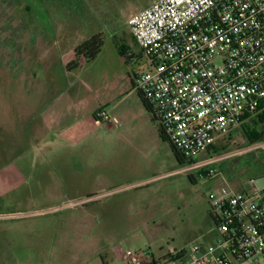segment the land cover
<instances>
[{"label":"rangeland","instance_id":"374dc122","mask_svg":"<svg viewBox=\"0 0 264 264\" xmlns=\"http://www.w3.org/2000/svg\"><path fill=\"white\" fill-rule=\"evenodd\" d=\"M75 1L68 13L58 9L65 32L95 27L104 43L95 60L66 71L54 43L64 32L36 35L52 9L0 0V264H120L125 247L148 246L157 257L167 244L210 240L216 184L198 171L164 174L178 165L174 153L127 76L145 60L126 55L138 50L126 16L154 0ZM101 93L106 103L93 107ZM57 98L72 112L49 126L42 110ZM214 147L209 158L226 176L227 168L248 189L250 177L264 183V139L248 144L237 127ZM240 158L247 167H237Z\"/></svg>","mask_w":264,"mask_h":264},{"label":"built area","instance_id":"2783aa9c","mask_svg":"<svg viewBox=\"0 0 264 264\" xmlns=\"http://www.w3.org/2000/svg\"><path fill=\"white\" fill-rule=\"evenodd\" d=\"M126 25L145 60L133 88L183 158L197 159L179 171H198L216 187L207 195L210 240L167 244L157 257L148 246L125 247L120 264L264 263V183L230 181L206 157L264 105V0H154L129 12Z\"/></svg>","mask_w":264,"mask_h":264},{"label":"crops","instance_id":"0c3cea01","mask_svg":"<svg viewBox=\"0 0 264 264\" xmlns=\"http://www.w3.org/2000/svg\"><path fill=\"white\" fill-rule=\"evenodd\" d=\"M22 1H23V3L25 2L28 5L31 2V0H22ZM38 1L40 2L39 4L41 5L42 8L52 9V11H47V13H46L47 17H43V18H46L47 20L40 19L39 21L36 22V24H37V28H36L37 38L40 40H43L45 35L47 33H49L50 31H54V29H58V30L60 29V31L64 32V39H62L61 41L54 40V43H55V47H56V50L58 53L57 55H62V56H60V59H59L60 66L64 67V69L66 70V68H65L66 62L74 57V52H73L74 47L77 44H79L80 42H82L83 40L87 39L92 34L97 33V32H101V31L97 30L94 27L92 29V31L85 32V31L80 30V32L77 34L73 33V34L69 35L68 32H65L67 30V28L62 26V25L68 24L69 22L64 19L65 18L63 16L64 11H62V10L58 11V9H67V13H68L70 9L76 7V1L75 0H38ZM45 25H47V27ZM46 30H48L47 33L45 32ZM132 39L134 40L133 37H132ZM64 40H66V41L64 42ZM134 42H135V40H134ZM44 45H45L44 42L40 43V46H42L44 51L48 50V48L45 47ZM137 47H138V45H137ZM97 56H96V58H97ZM130 57H129L130 58L129 60L130 61L133 60L132 61L133 64H134V62L139 61L140 59H144V57L142 56V54L140 52L139 47H138V50L136 52H134V54L131 53ZM96 58H94L93 60H95ZM93 60H90V61L92 62ZM90 61H85V62H90ZM80 66H81V63L78 67H80ZM77 68H75V69H77ZM138 70H140V69H138ZM137 71H132V72L127 74L130 86L132 88H133L134 74ZM101 94L103 95V97L98 96L93 107H100L103 105V103H106V100H107L106 94H103V93H101ZM54 101H55V103H53L51 105L49 103L42 110L43 119H45L44 122H46V124L49 126H54V123H55L58 115L61 116L62 114H65L66 111H67V113L72 112V111L68 112L70 110L72 104H73L68 98H64L61 101L59 100V98H57ZM172 172H180V171L178 168H174L173 170H171L169 172H165L164 174L172 173ZM160 175H157V176H160ZM153 177H156V176H153ZM107 192H110V191H105L104 193H107ZM92 197H95V196H91L90 198H92ZM55 208H59V206L56 205V206L50 207L48 209L30 210V211L20 212V213H16V214L13 213V214H9V215L29 214V213L39 212V211H43V210H50V209H55Z\"/></svg>","mask_w":264,"mask_h":264},{"label":"trees","instance_id":"16d2710c","mask_svg":"<svg viewBox=\"0 0 264 264\" xmlns=\"http://www.w3.org/2000/svg\"><path fill=\"white\" fill-rule=\"evenodd\" d=\"M103 35L101 32H97L89 36L87 39L83 40L79 44H77L74 47V57L70 60H68L65 64V68L67 71H71L75 68H77L82 61H90L96 58V56L101 52L102 46H103ZM119 44V43H117ZM137 92V91H136ZM143 106L145 109L150 113L151 118L154 120L152 113H151V107L149 106L147 100L144 98L142 93L137 92ZM98 111V110H97ZM95 111V113H97ZM247 121V119H249ZM239 129L241 130L242 136L247 141L248 144H253L256 142H259L264 139V105L261 106V109L252 115H247L244 117L243 122L239 126ZM159 136L162 140H167L171 146L172 152L174 153L175 159L177 161L176 168H179L181 166H184L185 164H189L192 162H195L197 159L191 158V159H184L182 154L178 152L172 143L166 139V137L162 134V131L158 128ZM232 131L228 134L230 135ZM215 144L210 146V149H208V152L206 154V157H210L212 154L211 150H214ZM238 168H241L242 166L248 165V160L241 161V158L239 159V163L236 164ZM227 177L230 181H235L239 178V175L231 174V172L228 171V169H224ZM203 174L206 173V169L202 168L200 170ZM188 177L190 180L195 181L194 175L188 174Z\"/></svg>","mask_w":264,"mask_h":264},{"label":"bare ground","instance_id":"6f19581e","mask_svg":"<svg viewBox=\"0 0 264 264\" xmlns=\"http://www.w3.org/2000/svg\"><path fill=\"white\" fill-rule=\"evenodd\" d=\"M15 215V214H14ZM20 215V214H19Z\"/></svg>","mask_w":264,"mask_h":264}]
</instances>
